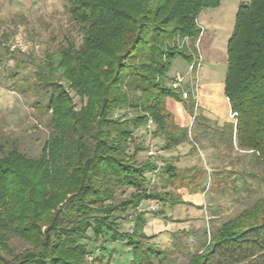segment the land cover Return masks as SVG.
Returning a JSON list of instances; mask_svg holds the SVG:
<instances>
[{
	"label": "trees",
	"instance_id": "1",
	"mask_svg": "<svg viewBox=\"0 0 264 264\" xmlns=\"http://www.w3.org/2000/svg\"><path fill=\"white\" fill-rule=\"evenodd\" d=\"M221 1L66 0L81 42L67 39L46 53L37 72L51 134L37 158L14 145L0 157V264H111L106 238L130 249L128 264H245L264 255V197L211 233L208 224L207 231L173 232L163 247L143 233L146 221L139 210L144 201L194 206L158 191L148 175L164 184L184 182L194 194L202 171L170 162L161 167L152 156L139 161L148 148L133 131L150 118V134L163 140L164 149L186 141L166 100L181 102L191 116L197 106L191 92L183 100L179 89L166 84L168 68L176 56L189 65L197 61L192 48L201 35L198 16ZM226 57L224 95L235 115L229 143L234 138L237 149L253 154L264 172V0L239 4ZM67 90L78 97V110ZM125 106L136 113L132 125L109 117ZM119 191L123 197L117 200ZM154 216L183 222L162 212ZM121 221L131 228L121 231ZM10 236L28 247L16 253L8 246ZM98 243L89 252L87 245Z\"/></svg>",
	"mask_w": 264,
	"mask_h": 264
},
{
	"label": "rangeland",
	"instance_id": "2",
	"mask_svg": "<svg viewBox=\"0 0 264 264\" xmlns=\"http://www.w3.org/2000/svg\"><path fill=\"white\" fill-rule=\"evenodd\" d=\"M247 1L242 0L240 4H246ZM237 2L223 0L217 7L219 16L213 19L212 15H205L207 24L201 25L200 38L192 48L194 57L200 60L196 73L187 75L189 62L180 56L173 58L169 64L166 84L170 87L178 74L184 77L188 93L195 92L197 107L193 109L194 116L184 110L181 102L166 100V109L174 123L187 132L186 141L166 150L161 138L151 136L152 129L149 131L145 126H140L133 131L137 142L148 148L138 154L139 161L152 156L161 167L162 163L170 162L180 169L202 171L194 194H191V187L185 186L184 182L180 185L177 181H174L175 185L164 184L160 177L148 175L149 181L157 185L158 191L180 195L186 199L184 201L194 205H175L169 208L155 202L154 209H151L154 201L141 203L139 210L144 212L146 221L143 233L151 238L150 243L159 247L170 242V234L176 231H207L208 224L211 233L220 224L264 197V172L255 164L254 155L238 150L234 138L231 145L229 143L234 118L231 117L224 95L227 69L225 50L226 38L232 32L234 18L232 11L229 14L227 11ZM66 8V0H0V157L14 145L23 155L37 158L51 134L50 111L45 109L47 97L41 96L42 93L37 90V72L39 66H45L46 53L66 45L67 39L76 46L81 42L80 28L71 21ZM217 9L206 11L215 12ZM214 48L216 51L212 50ZM56 76L59 80L60 75L57 73ZM62 84L65 83L62 81ZM190 84L196 89L193 87L191 90ZM67 91L72 98L74 110H78V97ZM109 117L129 119L132 125L136 113L125 106L118 108ZM129 192L127 190L125 195ZM122 197L120 191L117 192L116 199ZM159 212L172 220L186 222L185 227L175 229L179 227L176 223L164 222L154 216ZM155 221H159V227ZM120 225L121 231L132 226L128 221H121ZM167 226L171 227L163 229ZM167 234L169 238L165 240ZM192 239V236L189 237V242L192 243ZM7 243L16 253L28 247L15 236H10ZM100 245L87 246L89 252H92ZM103 247L109 252L113 251L111 264H128L132 259L130 249L122 244H113L106 238ZM2 256L9 258L5 253ZM245 264H264V255L253 263Z\"/></svg>",
	"mask_w": 264,
	"mask_h": 264
},
{
	"label": "built area",
	"instance_id": "3",
	"mask_svg": "<svg viewBox=\"0 0 264 264\" xmlns=\"http://www.w3.org/2000/svg\"><path fill=\"white\" fill-rule=\"evenodd\" d=\"M199 67H200V60L192 62L188 67L187 75L189 74V76H190L192 72L196 73L197 70L199 69ZM190 85H191L190 86L191 90H193V87L196 89V87L194 85L193 86H192V84H190ZM170 87L173 89H179L181 92V97L183 100L188 99L189 93L187 91V84L186 85L184 84V77L176 74L174 79L170 83ZM191 93H192V98L195 100V94H194L195 92H191ZM195 102H196V100H195ZM231 117L234 118L235 115L233 113H231ZM152 125H153L152 120L150 118H148L146 129L151 130ZM154 207H155V202H153L151 204V209H154Z\"/></svg>",
	"mask_w": 264,
	"mask_h": 264
},
{
	"label": "crops",
	"instance_id": "4",
	"mask_svg": "<svg viewBox=\"0 0 264 264\" xmlns=\"http://www.w3.org/2000/svg\"><path fill=\"white\" fill-rule=\"evenodd\" d=\"M242 0H238V2H237V4L231 9H229L228 11H227V14H229V13H231V11H232V16H233V18H235V14H236V11H237V8H238V6H239V4H240V2H241ZM217 9V8H216ZM207 10H209V9H207ZM218 11H219V9H217V10H215V12L213 11V12H209V11H206V10H204V11H202L200 14H199V16H198V19H197V23H198V25H199V27L201 28V25L204 23H206L207 24V18H206V16L205 15H207V14H209V15H212L211 17L214 19V18H216V16L218 15ZM226 14V12H225V16L227 15ZM219 16V15H218ZM218 19H219V17H217ZM233 20V19H232ZM234 25V24H233ZM232 30H233V28H232ZM232 33V32H231ZM230 36H231V34L230 35H228L227 36V38H226V45H227V42H228V39L230 38ZM212 50H214V51H216V49L214 48V49H212ZM225 52H226V50H225ZM182 199L183 200H186L185 198H183L182 197ZM190 215V214H189ZM190 222V221H189ZM157 223H159V221H155V224L157 225V227H159L158 226V224ZM154 224V225H155ZM179 227H176L175 229H180V227H185V224H186V222H182V223H176ZM171 226H167V228H163V229H168V228H170ZM173 230H171V232H172ZM175 231V230H174ZM169 238V235L167 234L166 235V238H165V240H167Z\"/></svg>",
	"mask_w": 264,
	"mask_h": 264
},
{
	"label": "bare ground",
	"instance_id": "5",
	"mask_svg": "<svg viewBox=\"0 0 264 264\" xmlns=\"http://www.w3.org/2000/svg\"><path fill=\"white\" fill-rule=\"evenodd\" d=\"M223 60V59H222Z\"/></svg>",
	"mask_w": 264,
	"mask_h": 264
}]
</instances>
